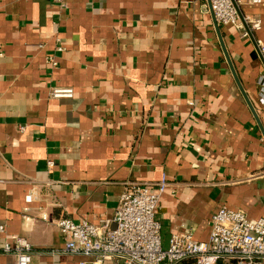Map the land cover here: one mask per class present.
<instances>
[{"label": "crops", "instance_id": "crops-1", "mask_svg": "<svg viewBox=\"0 0 264 264\" xmlns=\"http://www.w3.org/2000/svg\"><path fill=\"white\" fill-rule=\"evenodd\" d=\"M241 10L264 41V0ZM219 26L264 128V64ZM163 174L165 245L187 230L208 240L223 206L264 217V131L209 0H0V243L24 237L29 264H79L90 257L63 251L56 220L112 219L127 181ZM0 264L17 256L0 251Z\"/></svg>", "mask_w": 264, "mask_h": 264}, {"label": "built area", "instance_id": "built-area-1", "mask_svg": "<svg viewBox=\"0 0 264 264\" xmlns=\"http://www.w3.org/2000/svg\"><path fill=\"white\" fill-rule=\"evenodd\" d=\"M243 4H259L262 0H235ZM61 9L68 0H53ZM220 25H233L243 36L249 34L239 17L233 0H210ZM252 30L262 26V19L245 15ZM264 55V41L257 39ZM63 50L62 47H58ZM53 66L58 62L50 57ZM259 101L264 107V74L259 77ZM52 97H72L70 87H52ZM51 163V162H50ZM169 186L163 174L156 183L127 181L120 195L115 215L94 224L88 220L74 222L63 217L56 225L64 239V252L90 257L79 264H177L192 259L195 264H216L220 259L234 264H264V217L251 218L241 210L221 207L211 218L208 240H196L191 231L172 233L167 245L162 239V224L157 218L161 195ZM4 227L0 226V231ZM0 251L14 253L17 264H29L32 247L24 237L0 243Z\"/></svg>", "mask_w": 264, "mask_h": 264}, {"label": "water", "instance_id": "water-1", "mask_svg": "<svg viewBox=\"0 0 264 264\" xmlns=\"http://www.w3.org/2000/svg\"><path fill=\"white\" fill-rule=\"evenodd\" d=\"M233 2H234V5H235V7H236V9H237V12H238V14H239V17H240V19H241V21H242V23H243V25H244V28H245V30L248 32L249 37L251 38V40H252V42H253V44H254L255 50H254V53H253V57H255V58H260L261 61H262V63L264 64V55H263V53L261 52V50H260V48H259V46H258L257 39L255 38V36H254L252 30L250 29L249 24H248L247 21L245 20V17H244V14H243L242 10H241V7L236 3L235 0H233ZM209 4H210V8H211V11H212L213 17H214L215 28H216L217 33H218V35H219L220 42H221V44H222V47H223V50H224V53H225L226 59H227L228 64H229V66H230V68H231V71H232V73H233V76H234V78H235V81H236V83L238 84V86H239V88H240V90H241V92H242V94H243V96H244L246 102L248 103V105H249L251 111L253 112L254 116L256 117V120H257V122L259 123L261 129L264 131L263 125H262V123H261V121H260V118H259V116H258V114H257V111H256V109H255V107H254L252 101L250 100L249 96H248L247 93L245 92V89H244V87H243V85H242V83H241V81H240V79H239V76H238V74H237V72H236V69H235V67H234V63H233V61H232V59H231V57H230V55H229V53H228V50H227V48H226V46H225V44H224V41H223V39H222V35H221V31H220V26H219V23H218V21H217L215 15H214V13H213V10H212V7H211V2H210V0H209Z\"/></svg>", "mask_w": 264, "mask_h": 264}]
</instances>
